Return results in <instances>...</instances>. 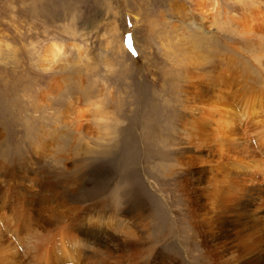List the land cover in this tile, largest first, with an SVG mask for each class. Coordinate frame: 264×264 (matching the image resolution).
Returning <instances> with one entry per match:
<instances>
[{
    "label": "rangeland",
    "instance_id": "374dc122",
    "mask_svg": "<svg viewBox=\"0 0 264 264\" xmlns=\"http://www.w3.org/2000/svg\"><path fill=\"white\" fill-rule=\"evenodd\" d=\"M193 1L0 0V251L20 264L264 263V176L235 171L231 202L213 194L196 173L224 164L203 162L217 135L195 109L264 93V33L230 22L250 0H213L216 25L195 23ZM53 42L63 55L44 64ZM249 123L236 133L254 142Z\"/></svg>",
    "mask_w": 264,
    "mask_h": 264
},
{
    "label": "bare ground",
    "instance_id": "6f19581e",
    "mask_svg": "<svg viewBox=\"0 0 264 264\" xmlns=\"http://www.w3.org/2000/svg\"><path fill=\"white\" fill-rule=\"evenodd\" d=\"M250 2H251L250 8H244V6L241 7L238 6L237 8L236 6L235 10H239L241 13L238 16L237 15L230 16L229 17L230 22L236 23V25H238L241 29L248 31L249 33L260 32L261 34H263L264 33V2H262L261 4L258 2L255 3V0H250ZM215 3L216 2L215 1L213 2V0H194L193 4L195 9L194 12L192 13V18H194L195 23L199 22L201 24V22H203L204 20L206 21L207 20L206 18L210 16V11L212 10L211 8L214 7L213 5H215ZM190 10L192 11V7L190 8ZM194 15L196 16L194 17ZM211 19L213 25H216L217 24L216 16L214 15L213 17H211ZM194 44H191L192 49L191 51H189L190 55L188 56V59H190L196 65H202L199 63L204 61L205 53L203 52L199 53V47L197 46L195 48ZM63 51H64L63 44H60L58 42H53L43 50L41 60L44 62V64L53 63L55 60L59 59L63 55ZM220 90L222 91V88H220ZM228 97L230 98L231 101L227 98V95L221 93L220 95H217L214 98H212L211 103H209L208 105H199L198 107L196 105H191L192 106L191 108L193 109V106H196L195 109L198 108L202 109L203 110L202 115L204 116L198 119H200L202 122L206 120L207 121L206 124L208 125L210 124V121H212L215 125L214 129L212 130L214 131L215 135H217L216 136L217 140L215 141V148L209 150L210 155L208 154L207 156L208 161L204 160L203 162L208 163L215 161L219 163L222 162L225 165V166L223 165V167L220 168V170H218L216 175L214 174L216 171L212 172L211 177L209 176V174H207L208 172H205L204 170L202 171L200 170L196 173L197 175L200 174L202 177L207 179V181L203 180L200 177L197 178L199 180H203L204 183L206 184L209 183L210 185L209 187L211 188V190L214 189L212 191L213 194L219 196L222 195L221 198L223 199L228 198V202H231L229 192L233 190L236 191L235 186L237 185L238 182L237 173L235 171H239V170L246 171L251 181H256L255 179L256 176L254 177L253 175L264 176V122H263L264 118L262 119L261 117V115H263L264 117V103L261 100V97H264V93L262 91L257 92V91L245 90L243 93H239V97L237 99H234L230 95H228ZM71 113H74L73 120H75V123L76 121L78 122V119L80 120V118L84 116L83 113L85 114V112H80V111H76V109L68 108L66 111V117H68V115H70ZM244 122H247V125L249 122H251V124L249 123L250 125L254 123V125L258 124L259 126L262 127L261 130L258 132V135L256 134V137H254L256 138V141L253 142L251 138H247L245 140L246 135L248 133L246 132V130H243L244 128H246V126L244 127L243 124ZM242 124L244 127L242 128L243 131L240 133H236L238 132L236 127L238 128V126H241ZM199 125L200 123L198 122L194 130L197 129ZM252 127L254 126L252 125ZM202 137H200V139ZM234 144H236L237 146L235 149H234ZM233 153L238 154L239 159H235L236 155H234ZM230 165L234 166L233 174L230 171L231 169L229 168ZM195 191L197 193H200L202 190L197 188ZM257 192L259 195L263 193L262 190ZM218 208L219 207H217L215 211ZM2 235L3 233L0 230V238ZM215 238L220 240L221 237L215 236ZM0 254H1L0 261L2 264L4 263L20 264V260H18L15 255L5 251H0ZM65 257L66 255L64 254V259H65L64 264H66V260H67ZM241 264H247V261L242 259Z\"/></svg>",
    "mask_w": 264,
    "mask_h": 264
}]
</instances>
